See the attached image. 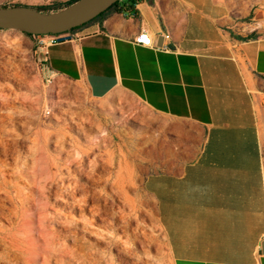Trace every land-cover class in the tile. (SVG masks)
I'll list each match as a JSON object with an SVG mask.
<instances>
[{
	"label": "crops",
	"instance_id": "obj_1",
	"mask_svg": "<svg viewBox=\"0 0 264 264\" xmlns=\"http://www.w3.org/2000/svg\"><path fill=\"white\" fill-rule=\"evenodd\" d=\"M129 2L35 43L36 60L92 99L141 106L118 141L142 162L176 264H264V33L221 0ZM142 30L169 49L135 43Z\"/></svg>",
	"mask_w": 264,
	"mask_h": 264
},
{
	"label": "rangeland",
	"instance_id": "obj_2",
	"mask_svg": "<svg viewBox=\"0 0 264 264\" xmlns=\"http://www.w3.org/2000/svg\"><path fill=\"white\" fill-rule=\"evenodd\" d=\"M65 0H0L51 12ZM264 33V0H221ZM0 28V264H176L134 149L118 124L142 116L123 94L92 99ZM140 114V115H139Z\"/></svg>",
	"mask_w": 264,
	"mask_h": 264
},
{
	"label": "water",
	"instance_id": "obj_3",
	"mask_svg": "<svg viewBox=\"0 0 264 264\" xmlns=\"http://www.w3.org/2000/svg\"><path fill=\"white\" fill-rule=\"evenodd\" d=\"M116 1L76 0L53 12L24 5L0 7V28H17L30 34L61 33L92 20Z\"/></svg>",
	"mask_w": 264,
	"mask_h": 264
},
{
	"label": "built area",
	"instance_id": "obj_4",
	"mask_svg": "<svg viewBox=\"0 0 264 264\" xmlns=\"http://www.w3.org/2000/svg\"><path fill=\"white\" fill-rule=\"evenodd\" d=\"M139 0H134L133 6L138 2ZM35 43L39 46L47 47L50 44L54 43L56 40L59 39L58 33H47V34H31L30 35ZM167 37V35H166ZM134 42L137 44H141L143 46H154L156 48L160 49H169L168 44H163L161 46H156L155 43L152 41V37L149 32L147 31H140L135 37Z\"/></svg>",
	"mask_w": 264,
	"mask_h": 264
},
{
	"label": "trees",
	"instance_id": "obj_5",
	"mask_svg": "<svg viewBox=\"0 0 264 264\" xmlns=\"http://www.w3.org/2000/svg\"><path fill=\"white\" fill-rule=\"evenodd\" d=\"M74 1H76V0H74ZM74 1H72V2H74ZM71 2V3H72ZM132 3H133V0H131V2H129V3H127V4H125L124 5V8H123V10L125 11V12H134V8H133V6H132ZM118 1H116L114 4H112L108 9H106L105 11H103V12H101V13H99L95 18H93L92 20H94V19H96V18H99L100 16H102L106 11H108V10H110V9H113V8H117L118 6ZM91 21V20H90ZM89 22V21H88ZM87 23V22H86ZM83 25V24H82ZM77 27H79V26H77ZM77 27H74V28H72V29H75V28H77ZM27 34H29V35H31L30 33H27Z\"/></svg>",
	"mask_w": 264,
	"mask_h": 264
}]
</instances>
